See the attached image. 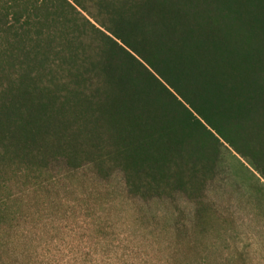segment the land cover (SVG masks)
I'll return each mask as SVG.
<instances>
[{
	"label": "trees",
	"instance_id": "obj_1",
	"mask_svg": "<svg viewBox=\"0 0 264 264\" xmlns=\"http://www.w3.org/2000/svg\"><path fill=\"white\" fill-rule=\"evenodd\" d=\"M224 146L264 179V0H0V264L19 197L86 167L129 199L182 195L178 260L218 264Z\"/></svg>",
	"mask_w": 264,
	"mask_h": 264
},
{
	"label": "rangeland",
	"instance_id": "obj_2",
	"mask_svg": "<svg viewBox=\"0 0 264 264\" xmlns=\"http://www.w3.org/2000/svg\"><path fill=\"white\" fill-rule=\"evenodd\" d=\"M56 175L44 194L19 197L24 210L6 241V264L186 263L175 242L181 249L190 243L194 207L182 195L129 199L119 173L99 181L89 167L70 174L57 168ZM205 202L222 223L203 240L212 244L206 260L264 264V179L227 146Z\"/></svg>",
	"mask_w": 264,
	"mask_h": 264
}]
</instances>
